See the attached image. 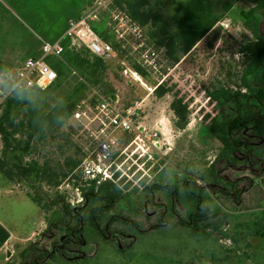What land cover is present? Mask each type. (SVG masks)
<instances>
[{"label": "rangeland", "instance_id": "1", "mask_svg": "<svg viewBox=\"0 0 264 264\" xmlns=\"http://www.w3.org/2000/svg\"><path fill=\"white\" fill-rule=\"evenodd\" d=\"M212 1L216 13L223 16L222 22L232 24L231 31H224L219 23L174 68L168 67L161 51L147 44L159 56L158 69L148 68L146 77L133 76L130 70H134L127 58L143 62V49L128 34L123 37L128 53L121 57L113 51L112 57L107 59L110 69L106 80L115 88L114 99L122 108L139 105L137 125L162 131L161 146L151 147L146 152L135 144V134L109 135L112 169L120 174L121 188L129 194V199L118 211L137 221L142 228L149 229L164 209L169 224L162 230L140 237L126 249V253L119 249L120 244L133 239L128 238L133 232L129 231L127 224H117L116 233L123 237L120 243H108L89 228L87 240L78 252L72 250L46 264H264V238L255 236L246 228H237L239 223H248L264 215V174L257 179L249 170L228 168L223 163L217 165L228 179L247 177L254 181L242 182L243 187H248L242 207L229 203L231 211H242L240 216L243 217H223L226 223L221 227L227 229V235L218 241L177 227V218L185 216L189 205L174 200L171 207L165 189L155 194L149 189L160 175L157 171L165 166L164 161L169 164V170L165 171L163 179L169 180L172 176L171 183L176 184L183 173L193 175L208 169L222 147L208 132L209 122H205L204 114L224 103L220 97L215 102L209 100L210 97L217 91L236 89L240 82L245 62L239 53L240 47L248 38H253L244 25L242 12L250 10L253 5L247 0ZM228 4L230 10L226 11ZM88 9L89 4L84 0H0V87L5 84L6 75L21 68L27 59L37 56L38 36L53 39ZM108 13L101 23L110 18ZM258 15L260 33L264 37V11ZM165 79L171 92L157 97L155 87ZM75 83L72 78L68 79L65 90H72ZM86 96L82 99L85 104L80 107L85 115L71 118L62 137L49 139L39 153L28 156L27 160L36 157L41 163L48 161L50 166L57 168L68 157L96 153L103 136L91 126L95 107L87 100L91 97L90 91H86ZM1 150L0 140V154ZM46 194L53 196L54 189L45 184L40 188L33 178L11 181L0 173V223L11 234L0 251L1 264L19 263L21 253L33 244L40 249H52L53 241L64 235L59 229L48 231L50 226L60 225L63 213L59 206L48 205ZM219 215L222 218V214L215 210L212 217L216 222Z\"/></svg>", "mask_w": 264, "mask_h": 264}, {"label": "trees", "instance_id": "2", "mask_svg": "<svg viewBox=\"0 0 264 264\" xmlns=\"http://www.w3.org/2000/svg\"><path fill=\"white\" fill-rule=\"evenodd\" d=\"M247 1L253 6L243 11L242 16L253 38H248L240 47L239 53L245 59L240 82L236 89L217 91L210 97L212 102L220 97L224 103L204 114L205 122H209L208 132L222 145L216 159L208 169L196 173L197 177L194 176L196 174L183 173L178 179L175 173L178 179L176 184L171 183L172 176L169 180L163 179L165 171L169 170V164L164 161L165 166L157 171L160 175L149 188L152 194L165 189L171 207L174 200L189 205L185 216L177 218V227L187 228L196 236H207L216 241L227 235V229L221 227L226 223L224 218L242 214V211H231L229 206L232 203L242 207L248 191L242 182H254L247 177L228 179L221 174L217 165L223 163L228 168L249 170L257 179L264 174V37L260 33L258 15L264 11V0ZM229 10L228 4L226 11ZM106 12H109L110 18L101 23ZM112 13L123 15L139 25L145 33L147 44L162 52L170 68L188 56L223 19L222 15L216 13L212 0H113L91 25L121 57L127 52L126 41L118 36ZM68 26L69 23L51 41L60 38ZM127 36L134 39L131 35ZM63 46L61 59H48L58 74L50 87L15 92L0 105V173L11 181L33 178L40 188L42 184L52 187L54 195L46 194L47 203L52 207L59 206L63 213L60 225L48 229H59L64 233L62 238L53 241L52 249L31 245L21 253V260L17 264H46L72 250L78 252L87 240L89 228L108 243H120L123 237L116 233L118 223L127 224L129 231L134 233L128 237L134 240L120 244L119 251L126 253V249L131 248L140 237L162 230L169 224L164 209L149 229L142 228L137 221L118 211L129 199V194L121 188L123 181L119 180V173L114 174V180L100 184L96 181L85 182L75 175V184L80 186L83 201L72 205L68 194L59 187L89 156L87 153L77 158L68 157L57 168L50 166L48 161L41 163L36 157L27 160L28 156L39 153L49 139L64 135V128L70 119L81 110L79 106L82 99L87 97L86 91L91 92L87 100L93 107L98 104L96 93L109 99L115 97V88L106 80L110 69L106 59L68 38L63 40ZM127 61L134 72L142 77L147 76L149 67L142 61L131 57ZM70 78L76 83L72 90H65V83ZM170 92L166 79L154 90L157 97H164ZM162 170L163 173H160ZM262 180L264 183V178ZM215 210L222 214L218 222L212 217ZM237 228H246L255 236L264 238V215L248 223H239ZM10 236L9 230L0 223V251Z\"/></svg>", "mask_w": 264, "mask_h": 264}, {"label": "built area", "instance_id": "3", "mask_svg": "<svg viewBox=\"0 0 264 264\" xmlns=\"http://www.w3.org/2000/svg\"><path fill=\"white\" fill-rule=\"evenodd\" d=\"M112 2L113 0H93L88 11L79 19L71 21L64 34L55 41L38 37V55L27 59L23 66L11 75H6L7 80L3 87H0V105L15 92L33 88L44 90L57 80L58 74L48 59L62 58L63 40L66 38L84 45L98 57L106 60L111 58L113 54L112 45L100 37L91 23L96 21L101 11L107 9ZM113 20L116 22V30L120 38H123L125 34L131 35L138 43L139 48L143 49V63L147 67L157 70L159 56L156 51L148 47L142 28L132 23L127 17L117 13L113 14ZM220 25L226 32H230L232 29V24L229 22H220ZM130 73L138 78V73L131 70ZM96 95L98 96V104L95 106V115L91 121V126L96 133L103 136V139L99 141L96 153L87 156L79 168L59 187L61 191L68 194L72 205L83 201L80 186L75 184V175L81 177L85 182L96 181L98 184L107 180H114L115 171L110 162L112 153L110 134H135L136 140L134 142L143 152L151 147L159 148L161 146V129H148L142 125H137L139 105L122 108L117 99H109L98 93ZM84 104L85 101H82L79 107ZM83 115H85V111L79 110L75 117L80 118ZM94 125H97L98 129H95Z\"/></svg>", "mask_w": 264, "mask_h": 264}, {"label": "crops", "instance_id": "4", "mask_svg": "<svg viewBox=\"0 0 264 264\" xmlns=\"http://www.w3.org/2000/svg\"><path fill=\"white\" fill-rule=\"evenodd\" d=\"M19 2H21V0H18ZM86 3H88L89 4V8H90V6H91V4H92V2H93V0H84ZM82 17V16H81ZM80 18V17H79ZM38 37H40V36H38ZM41 37H43V36H41ZM45 38V37H44ZM50 40V39H49ZM37 55H38V46H37ZM15 71H17V70H15ZM14 71V72H15ZM14 72H12V73H14Z\"/></svg>", "mask_w": 264, "mask_h": 264}, {"label": "water", "instance_id": "5", "mask_svg": "<svg viewBox=\"0 0 264 264\" xmlns=\"http://www.w3.org/2000/svg\"><path fill=\"white\" fill-rule=\"evenodd\" d=\"M94 128H95V129H98L97 125H94Z\"/></svg>", "mask_w": 264, "mask_h": 264}]
</instances>
